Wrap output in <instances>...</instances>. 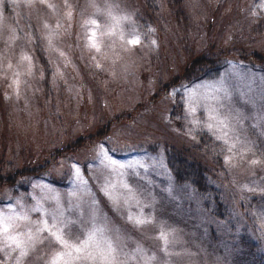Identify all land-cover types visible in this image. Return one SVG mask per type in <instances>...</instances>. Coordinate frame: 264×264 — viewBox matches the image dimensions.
<instances>
[{"label":"rangeland","instance_id":"rangeland-1","mask_svg":"<svg viewBox=\"0 0 264 264\" xmlns=\"http://www.w3.org/2000/svg\"><path fill=\"white\" fill-rule=\"evenodd\" d=\"M183 1L185 22L178 23L167 0H112L119 5L115 14L131 17L117 31L126 37L129 30L138 32L141 44L129 46L119 35L106 37L105 58L85 47L81 24L94 10L88 8L84 17L78 13L86 8L87 0H70L74 9L70 22L64 17V0H50L55 10L38 2L34 10L23 0H0V158L3 153L17 167L47 166L41 178L30 182L26 194L13 197L0 188V209H32L33 221L58 209L74 221V234L91 228L95 214L100 226L106 223L123 236L125 253L140 245L148 255L155 252L168 264H228L223 254L211 256L203 251L193 230L165 223L172 220L163 215L166 207L170 214L181 209L185 220L212 237L213 248L221 245L220 251H232L231 246L244 236L254 247L253 255L264 256V218L258 201L264 194L259 187L264 186V59L253 66L245 60L248 48L264 51V0ZM97 2L105 6L104 0ZM57 20L64 26L56 28ZM44 23L56 32L52 38L56 51L48 46L49 30ZM129 24L135 27L130 29ZM149 27L155 31L148 32ZM35 41L41 42L53 72L48 97L35 59ZM187 50L203 51L209 58L225 61V67L212 80L163 88L188 57ZM61 51L69 61L67 66L65 57L59 56ZM24 55L32 60L30 76L27 62L21 60ZM97 62L100 69L95 67ZM15 73H20L18 95L12 84ZM157 92L160 98L152 101ZM215 100L219 113L229 117L231 130L239 137L234 151L246 156L236 169L225 163L231 153L222 151L225 146L216 139L219 133L208 127ZM178 103L181 113L171 116ZM104 126L110 128L99 137ZM201 133L218 145L207 144L208 149L221 154L216 181L211 182L223 196L222 220L210 216L189 186H177L166 165L170 146H196ZM79 138L83 144L74 148L77 152L66 150ZM101 152L132 167L120 169L123 175L113 173L104 156L98 155ZM253 158L262 163L250 167L247 161ZM105 184L116 202L104 195ZM129 216L148 217L152 224L137 228ZM161 229L174 238L171 256L156 247ZM45 248L47 241L25 264H44L38 257L48 256L41 251ZM0 264H14V259L0 252Z\"/></svg>","mask_w":264,"mask_h":264},{"label":"snow or ice","instance_id":"snow-or-ice-1","mask_svg":"<svg viewBox=\"0 0 264 264\" xmlns=\"http://www.w3.org/2000/svg\"><path fill=\"white\" fill-rule=\"evenodd\" d=\"M43 5L49 9H56V5L51 3L50 0H23L24 5L29 9L35 10L36 3ZM104 7L102 8L97 0H87V6L81 10L78 14L84 17V12L88 8L94 11L83 19L81 28L85 32L86 44L85 47L91 52L94 51L106 58V53L102 51V45L104 38L113 37L119 35L121 41L129 46H138L141 44V35L138 32L129 30L127 37L124 32H118L122 24L130 22V14L117 15L114 13V8H118V4H113L112 0H104ZM64 6L66 11L64 17L70 22L73 17V5L70 0H64ZM105 17L104 21H101L99 17ZM0 24H2V18H0ZM64 25L60 20L56 21V28H61ZM43 27L48 29V34L45 39L48 42V46L52 51H56L53 46V37L56 32L50 28L48 23H44ZM70 27V24H69ZM135 27L129 24V28ZM0 27V32H2ZM148 32L155 31L152 28L147 29ZM13 40L16 37L13 35ZM153 45H156V41H152ZM126 51L128 49H125ZM60 57H65L64 52H59ZM95 60L96 57L93 56ZM22 62L26 61L28 67L26 69L27 74L32 75V60L30 56L24 55L21 58ZM66 66L69 61L65 57ZM12 67L11 64L8 65ZM97 69L101 68L99 62L96 63ZM58 76L62 77V73L57 72ZM16 79L12 81L15 86L17 95L19 94V87L21 81L19 80L20 73H15ZM185 89L190 85H184ZM78 94V93H77ZM210 122L208 127L216 133V139L221 141L225 146L227 153L231 155L226 156L225 163L230 168L236 169L240 166V162L245 161L246 156L243 153L234 151L237 148V144L240 143L239 137L235 136L232 132V125L227 115L219 113V101L215 100L213 105V114L210 115ZM103 148V145H101ZM250 149H246L249 151ZM103 155L108 161L106 167L111 172L118 175H123L120 169L131 168V164H123L108 156L106 152L98 153ZM239 155V161L236 157ZM261 155H264L262 153ZM250 167H255L262 162L257 159H250L247 161ZM77 176H79V169H77ZM255 184V182H253ZM259 186V185H257ZM114 187V186H112ZM261 192H264V186H259ZM104 195L112 202V191L110 186L105 184L102 189ZM252 191H256V187L251 188ZM32 209L16 211L14 208L9 207L6 211L0 209V252H4L6 258L14 259V264H25V261L32 252H35L39 245H44L47 241V248L41 249V251L48 252V256L38 257V259H44V264H129L130 261H135L136 264H168V261L158 257L154 252L152 255H148L143 246L137 245L129 253L124 252L125 245L122 243L123 236L119 231L113 232L105 223L103 226L97 222L96 215L93 214V226L87 229H80L78 232L73 231L72 225L74 221H70L63 217L59 210L52 212H44L42 217L33 221L30 216ZM35 211H40L39 208ZM129 221L133 223L137 228L143 229L144 226L152 224V220L148 217H128ZM112 233V235H109ZM158 241L156 247L159 252L164 253L165 256H171L173 253L170 251L174 238L170 237V234L161 229L158 235L155 237ZM13 253L16 255L13 257ZM123 255V258H121Z\"/></svg>","mask_w":264,"mask_h":264},{"label":"trees","instance_id":"trees-1","mask_svg":"<svg viewBox=\"0 0 264 264\" xmlns=\"http://www.w3.org/2000/svg\"><path fill=\"white\" fill-rule=\"evenodd\" d=\"M167 1L171 6L174 19L178 23L181 21L185 22L184 1ZM187 51L188 57L179 67L177 74L169 78L167 83L163 85V88L176 84L179 85L181 82L191 85L205 80H212L218 77L225 67V61L209 58L203 51ZM247 51L248 54L245 56V60L251 63L252 66L258 65L259 61L264 59V51H256L254 48H248ZM34 52L37 65L41 71L42 87L45 95L48 97L51 93L53 72L41 42L35 41ZM151 98L152 101H157L160 95L157 92ZM181 108L182 106L180 103L175 105L171 111V116L176 111L180 114ZM128 117L132 118V115L130 114ZM109 128L110 127L104 126L98 133V136L101 137L100 134L105 133ZM198 138L200 143L196 146H181L179 148L170 146L166 151V165L177 186H189L201 200L203 208L210 213V216L222 220L223 211L225 210L223 196L211 182L212 179L216 181L221 154L215 155L217 150L213 153L210 148L208 149L207 144L218 145L213 142L212 138L206 133L199 134ZM82 142V139L79 138L74 144L68 145L66 150L69 151L72 149L71 152L76 151L74 148L76 146H82ZM52 153L55 157H58L57 150L53 149ZM45 169H47L46 165L26 164L18 167L17 165L14 166L12 162L6 161V156L2 153L0 158V188L9 191L13 197L19 194H26L30 182L41 178ZM258 201H260V208L264 218V194ZM176 211L178 213L170 214L169 208L166 207V212H164L163 215L172 218V220H167L165 223L169 225L182 224L184 229L188 232L193 230L195 242L200 245L203 251H208V254L211 256L223 254L228 264H231V262L234 264H264V256L256 257L253 255L254 247L246 237L243 236L238 239L234 245L231 246V248L233 247V249H231L232 251H220L222 248L221 245L216 248L212 247V237L209 234L202 235V231L195 227L193 222L185 220L186 218L182 216L184 211L181 209H176ZM178 214L181 215L179 218ZM188 241H190V239H188ZM193 251H197V249L193 247ZM231 252H234V255H231ZM237 261H239V263H236Z\"/></svg>","mask_w":264,"mask_h":264}]
</instances>
